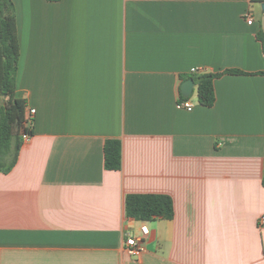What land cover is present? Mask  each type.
Here are the masks:
<instances>
[{
  "label": "crops",
  "instance_id": "1",
  "mask_svg": "<svg viewBox=\"0 0 264 264\" xmlns=\"http://www.w3.org/2000/svg\"><path fill=\"white\" fill-rule=\"evenodd\" d=\"M12 2L15 96L35 114L0 172V264H264L261 2ZM193 67L243 73L214 79L210 107L194 84L186 110ZM111 138L119 170L104 167ZM145 193L169 195L173 217H126L125 196ZM141 222L133 257L123 240Z\"/></svg>",
  "mask_w": 264,
  "mask_h": 264
},
{
  "label": "trees",
  "instance_id": "2",
  "mask_svg": "<svg viewBox=\"0 0 264 264\" xmlns=\"http://www.w3.org/2000/svg\"><path fill=\"white\" fill-rule=\"evenodd\" d=\"M54 1V0H53ZM264 3V0H252ZM264 54V28L256 33ZM19 60V42L15 7L12 0H0V172L7 173L15 165L24 134L32 135L33 120L26 121V101L15 96L16 74ZM227 74L243 73L228 69L217 73L192 75L199 104L210 107L215 102L213 81ZM264 74V72H260ZM187 77H184L185 79ZM190 78V77H189ZM7 96L6 99L4 96ZM181 99H188L181 96ZM5 101V104H3ZM104 167L107 170L121 168V142L107 139L103 147ZM264 185V177L262 179ZM125 215L138 221L173 217V200L166 194H128L125 196Z\"/></svg>",
  "mask_w": 264,
  "mask_h": 264
},
{
  "label": "built area",
  "instance_id": "3",
  "mask_svg": "<svg viewBox=\"0 0 264 264\" xmlns=\"http://www.w3.org/2000/svg\"><path fill=\"white\" fill-rule=\"evenodd\" d=\"M244 17L247 24H251L253 22L252 16L250 14L246 13ZM190 72L193 74H200L206 73V70L203 68L193 67L191 68ZM180 106L186 110H191L193 107L192 103L188 99H182L180 101ZM34 114V108L29 107L26 109L27 123H31V120H33L34 118ZM22 138L24 141H26L28 140L29 136L24 134ZM258 224L259 226H264V215L259 217ZM149 233L150 231L145 222L140 223L138 232H132L130 230L127 231L123 240V247L127 254L133 257L139 256L141 252L145 249V241Z\"/></svg>",
  "mask_w": 264,
  "mask_h": 264
},
{
  "label": "water",
  "instance_id": "4",
  "mask_svg": "<svg viewBox=\"0 0 264 264\" xmlns=\"http://www.w3.org/2000/svg\"><path fill=\"white\" fill-rule=\"evenodd\" d=\"M261 8L264 11V3H261ZM193 87H194V80L192 77L183 81L180 86L182 96L188 98L192 94ZM6 97L7 96L5 95L4 98L6 99ZM3 104H5V101H3Z\"/></svg>",
  "mask_w": 264,
  "mask_h": 264
},
{
  "label": "rangeland",
  "instance_id": "5",
  "mask_svg": "<svg viewBox=\"0 0 264 264\" xmlns=\"http://www.w3.org/2000/svg\"><path fill=\"white\" fill-rule=\"evenodd\" d=\"M191 97H192V98H195L193 94L191 95Z\"/></svg>",
  "mask_w": 264,
  "mask_h": 264
}]
</instances>
